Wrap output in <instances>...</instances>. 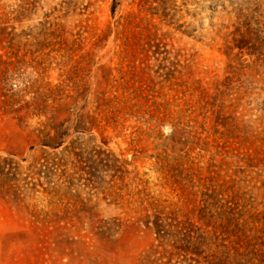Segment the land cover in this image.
<instances>
[{"label": "rangeland", "instance_id": "374dc122", "mask_svg": "<svg viewBox=\"0 0 264 264\" xmlns=\"http://www.w3.org/2000/svg\"><path fill=\"white\" fill-rule=\"evenodd\" d=\"M0 264H264V0H0Z\"/></svg>", "mask_w": 264, "mask_h": 264}, {"label": "trees", "instance_id": "16d2710c", "mask_svg": "<svg viewBox=\"0 0 264 264\" xmlns=\"http://www.w3.org/2000/svg\"><path fill=\"white\" fill-rule=\"evenodd\" d=\"M54 131H55L54 135H52L51 132L49 133L48 141H45L46 143H44L43 145L46 148H50L52 150H58L61 147H63L65 142H66L65 141L66 137H65V133H64L63 128H62V124H60L57 127H54ZM77 131H80V129H77ZM97 153L101 154L100 151L97 152ZM75 154H76V156H78V159L82 157V154H78L76 152H75ZM79 161L83 162L80 159H79ZM56 166H58V165L56 164Z\"/></svg>", "mask_w": 264, "mask_h": 264}]
</instances>
